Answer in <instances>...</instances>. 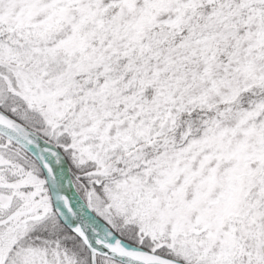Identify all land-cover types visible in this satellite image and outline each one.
Wrapping results in <instances>:
<instances>
[{
	"label": "snow or ice",
	"instance_id": "1",
	"mask_svg": "<svg viewBox=\"0 0 264 264\" xmlns=\"http://www.w3.org/2000/svg\"><path fill=\"white\" fill-rule=\"evenodd\" d=\"M0 264H264V0H0Z\"/></svg>",
	"mask_w": 264,
	"mask_h": 264
}]
</instances>
